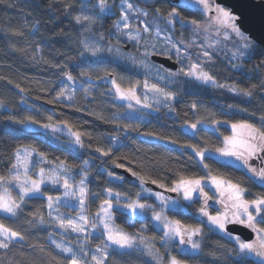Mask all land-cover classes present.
<instances>
[{
  "label": "snow or ice",
  "instance_id": "6c2138e0",
  "mask_svg": "<svg viewBox=\"0 0 264 264\" xmlns=\"http://www.w3.org/2000/svg\"><path fill=\"white\" fill-rule=\"evenodd\" d=\"M88 4L91 0H81L80 14L72 17L81 32L94 34V25L101 16L115 17L118 12L114 31H109V39L115 37L119 44H130L137 51L142 49L144 58L125 55L119 47H108L109 54L115 51L112 59H108L101 55L104 48L89 42L91 35L88 39H81L80 62L72 71H64L59 62L49 64V67L60 69V76L46 84L39 82L45 97L50 98L37 96L34 99H42L44 105L52 106L45 111L67 108L109 123L101 111L89 110V106L97 102L96 89H102L100 96L107 98L111 107L127 109V112L113 113V121L135 119L138 123H147V117L159 112L161 107L175 113L172 102L176 100L177 92L167 87L172 81L162 76L149 59L157 55L178 66L175 71L165 70L169 78L183 77L185 84L196 81L234 96H253L255 84L248 88L220 83L210 70L221 52L218 47L220 41L210 40V30L217 36L222 35L224 40L233 33L237 38L248 41L242 45L245 49L251 44L236 23L239 17L213 0H180L167 13L155 8L151 18L148 11L136 6V0H119V4L95 0L92 9H98L99 15L86 14L84 9ZM180 7L192 11L193 15L181 16L177 11ZM64 10L67 13L75 11V8L66 3ZM177 29L179 39L173 36ZM185 33L190 34L187 39L183 35ZM11 34L24 37L34 36L35 32L26 34L14 30ZM104 39L101 33L99 40ZM161 43L164 45L162 49L158 47ZM17 50L12 47V51ZM243 55L239 50L232 51L231 60ZM39 62L36 60L37 64ZM101 65L111 67H104L103 75H94L93 70ZM85 67L89 70H83ZM232 67L239 66L233 63ZM75 68H81L78 76L73 74ZM124 74L129 77L142 75L144 78L130 79L125 85ZM94 79L99 83L92 85ZM8 83L12 84V81L8 80ZM14 87L20 92L26 91L19 84ZM261 87H264V80ZM80 92L83 93L82 98H78ZM21 103L26 102L22 100ZM0 108L7 110L3 100H0ZM27 108L41 111L37 105L27 104ZM241 113L255 116L246 108H234L230 104L227 111L219 109L220 116L224 118H218L216 112H201L198 105H190V111L183 113L185 119L180 126V135L185 139L155 132L142 133L172 145L171 148L164 145L154 147L163 148L170 158L172 153H176L175 161L180 163L170 166L169 160L150 158L145 162L148 168L141 166L140 171L118 162L128 159L127 156L111 159L119 150L117 135L105 132L94 137L93 132L82 124L69 118L60 119L64 115L62 112L57 113L56 123L51 122L52 115L47 116L48 123L35 116H26L23 120L8 116L11 123L21 126V135L43 129L45 133L59 134L56 135L58 140L66 136L65 143L71 146L72 151L70 159L61 156L53 159L41 146L47 144L49 149L54 146L43 136H32L35 142L18 143L0 159V166L4 169L0 172V250H4L0 264H5L10 251L21 256L23 264H109L110 260L130 255L133 251L148 258L145 264H190L200 260L205 229L220 239L234 242L224 253L230 264H264V113L256 122L237 119ZM27 125L34 127L27 129ZM221 125L230 131H222ZM116 127H119L118 123ZM0 134L9 135V132ZM94 139L95 146L92 143ZM84 152L88 159L76 163L82 159L79 153ZM104 157L111 159L113 168L123 169L138 184L127 181L112 170L97 167V175L103 178L106 174L107 186L93 191L90 167L92 161ZM128 162L132 163L131 160ZM233 174H238L239 178H234ZM126 183L136 189L134 195L123 190ZM149 184L154 188L148 187ZM249 187L255 192H250ZM36 202H40V207L34 210L27 207L29 203ZM194 205H198L195 214L191 212ZM128 214L148 227L133 233L120 226L117 217H127ZM128 227L134 225L129 224ZM149 227L154 235L148 234ZM39 229H51L46 238L59 234L60 242L52 239V248L29 243V237ZM237 229L246 232L235 231ZM94 241L99 243L91 247ZM25 247L33 249L35 255H26L22 251ZM209 255L214 261L221 259L216 252ZM43 257H48V260ZM7 264L22 262L8 259Z\"/></svg>",
  "mask_w": 264,
  "mask_h": 264
},
{
  "label": "trees",
  "instance_id": "16d2710c",
  "mask_svg": "<svg viewBox=\"0 0 264 264\" xmlns=\"http://www.w3.org/2000/svg\"><path fill=\"white\" fill-rule=\"evenodd\" d=\"M111 1L109 0V2ZM66 3H71L75 11L66 13L64 10ZM8 4L12 6L8 7ZM92 4H95V0H91V4H88L84 12L86 14L99 15L98 9H92ZM136 4L143 10L148 11L150 18L157 7L163 13H167L171 8L169 4L161 0H156L155 3L153 1L144 3L136 0ZM80 12L81 0H3V3H0V77H3V79H0V100L5 102L7 109L0 108V133L4 131L9 132V135L0 134V159L6 153H10L18 143L35 142L32 136H43L46 141L54 146L52 149H49L47 144L41 146L53 159L56 156L70 159V152L72 151L71 146L67 145L64 139L58 140L49 132L45 133L42 129H37L29 135H21L23 131L21 126L11 123L7 119L8 116H13L19 120H23L26 116H35L36 119L48 123L47 116L52 115L53 119L51 122L56 123L57 113L62 112L64 115L60 116V119L69 118L74 122L82 124L86 130L93 132L94 137H98L105 132L117 135L119 137V150L113 153L111 159H115L117 156H127L128 159H122L118 162L136 171H140L141 166L146 169L148 168L149 165L145 162L150 158L156 161L169 160L170 166L180 163L179 161H175L176 153H172L170 158L169 153L163 148L154 147L155 145H164L165 148H171L173 147L172 145H168L164 140H156L153 137L144 136L142 133L155 132L162 136H173L180 140L185 139L184 136L180 135V126L184 123L185 119L183 113L190 111V105L192 104L198 105L201 112H216L218 118H224L220 116L219 109L223 108L227 111L230 104L234 108L242 107L246 108L248 112L255 113L253 117H249L246 113H241L237 115V119H251L253 122H256L258 116L264 113V99H262L264 98V87H261V81L264 80V50L249 38L251 42L250 47L247 49L243 48L240 39L234 34L224 44L220 45L221 52L219 58L216 59L215 64L211 66L210 70L220 83L236 84L239 87L248 88H251L255 84L257 87L253 90L251 98L234 96L225 90L199 84L196 81L185 84L183 82L185 78L180 77L170 88L171 91L177 92V97L179 98L177 101L172 102L176 108V112H166L165 114L163 111H160L158 115H150L147 123H138L125 119L113 121V113L123 112L124 108L111 107L107 103V98L100 96L102 89H96L97 102L90 105L89 110L101 111L108 118L109 123H103L84 112L70 111L67 108L45 111V109L50 110L52 106L44 105L42 99L50 98V96L45 97L44 92L41 90L42 85L39 82L43 81L46 84L49 81L56 80L60 76V69L49 67V64L59 62L64 66V71H72L75 65L80 62L79 53L82 51V48L79 41L81 39H88L90 35L92 36L91 42L96 41L102 45L115 42L114 39H109L108 34L110 30L114 31L113 25L116 16H101L94 25L96 29L95 33L89 34L81 32L80 26L75 25L72 19L74 15L80 14ZM180 14L181 16L189 17L193 15L188 10H180ZM195 18L199 19V16ZM14 30L23 31L26 34L34 31L35 35L16 37L11 34ZM101 33L105 37L102 41L99 40ZM173 34H179V29H177V33ZM183 35L188 38L190 34L185 33ZM244 42L247 43L248 41L244 40ZM13 46L18 50L12 51ZM37 49H40V51L37 52ZM237 50L243 52L244 55L237 60H231V52ZM106 58L111 59L110 56ZM36 60L40 62L37 64ZM45 61L48 63H45ZM233 63L239 67L233 68ZM104 67L110 68L111 66L101 65L96 67L93 70L94 75L97 73L103 75ZM83 70L87 71L89 69L85 67ZM80 71L81 68H75L73 74L78 76ZM130 79L134 80L136 77H129L124 74L123 83L127 85ZM8 80H11L12 84H9ZM97 83L99 82L95 79L91 82L92 85H96ZM16 84H19L26 91L20 92L14 87ZM85 86H88V84L86 83ZM37 96L42 99H34ZM82 96L83 93L80 92L78 98H82ZM22 100L26 103L22 104ZM101 101H104V103H101ZM27 104L37 105L41 111L37 112L36 108H27ZM116 123L119 124V127H116ZM220 128L226 133L229 132L225 126H220ZM144 141L147 142L145 143ZM92 143L95 146L96 140L94 139ZM79 154L82 159L76 161V163H82L83 159H88L86 152ZM111 159L104 157L92 161V166L90 167L92 184H90V187L93 191L102 190L104 186H107L105 185V181L108 179L106 174L103 175V178L97 175V167L112 170L117 174L123 175L127 181L138 184L130 175L126 176L119 172V170L123 169L113 168ZM129 160L132 161L131 164L128 162ZM213 167L215 168V165ZM157 168H159V165H157ZM3 171V167L0 166V172ZM233 176L234 178H239L238 174H233ZM147 186L151 187L153 185L149 184ZM123 190L133 195L136 191L128 183L124 184ZM249 190L250 192H255L251 187H249ZM27 207L34 210L40 207V202H36L35 204L29 203ZM197 207L198 205H194L191 208L193 214L196 213ZM61 211L65 210L62 209ZM46 212L47 210L45 209V215ZM176 218L181 217L177 216ZM131 220H133L131 214H128L127 217H117V223L133 233L142 227H148V225L140 224L135 220L131 222ZM129 224L134 225V227H128ZM48 231H51V229L35 230L34 235L29 237V243L43 244L46 248H52L51 240L55 239L57 242H60V235L57 234L46 238ZM56 232L58 233L59 231L56 230ZM148 234H155L151 231L150 227ZM96 243H99V241L92 242L90 246L94 247ZM233 243L220 239L205 229L200 260L192 261L190 264H230V259L225 258L224 253L232 247ZM72 246L75 247V242H73ZM157 246H159V237H157ZM22 251L26 255H35L33 249L28 247H25ZM211 252L220 254L221 259L214 261L211 255H209ZM0 256H4V250H0ZM8 259L21 261L23 264V258L17 255L15 251L7 253L5 264H7ZM43 259L47 261L48 257H43ZM147 260V257L133 251L130 255L116 258L114 261L110 260L109 264H145Z\"/></svg>",
  "mask_w": 264,
  "mask_h": 264
},
{
  "label": "water",
  "instance_id": "95a60500",
  "mask_svg": "<svg viewBox=\"0 0 264 264\" xmlns=\"http://www.w3.org/2000/svg\"><path fill=\"white\" fill-rule=\"evenodd\" d=\"M215 3L228 8L239 17L236 23L241 32L264 50V0H215ZM150 60L169 71H175L178 67L171 60H165L159 55L150 57ZM119 172L129 176L123 170ZM235 231L246 232L242 229Z\"/></svg>",
  "mask_w": 264,
  "mask_h": 264
},
{
  "label": "rangeland",
  "instance_id": "374dc122",
  "mask_svg": "<svg viewBox=\"0 0 264 264\" xmlns=\"http://www.w3.org/2000/svg\"><path fill=\"white\" fill-rule=\"evenodd\" d=\"M140 1H142V2H144V3H150V2H152L153 0H140ZM113 2H115V3H117V4H119V0H112L110 3H113ZM213 2H214V0H213ZM136 6L137 7H139L137 4H136ZM229 10V9H228ZM114 12H115V10H114ZM210 15H214V13H210ZM116 19L118 18V12L116 13ZM209 38H210V40H212V41H217V40H219L220 41V43H219V45H218V47L219 48H221V44H224L225 43V41H227V40H224L223 38H222V35L221 36H217L214 32H212L211 30H210V32H209ZM233 35V33H230L229 34V39H230V37ZM235 35V34H234ZM173 36H174V38L175 39H179L180 38V35L179 34H173ZM112 39H114V41L115 42H113V43H109L108 45H102L101 43H98V42H96L95 41V43H97L100 47H102V48H104L105 49V51L101 54L102 56H104V57H111V59H112V57L115 55V51L112 53V54H109L108 52H107V48L108 47H112L113 49H115V48H117V47H119V48H121V50H122V52L125 54V55H135L136 57H137V59H143L144 57H143V55H142V49L140 50V51H137L132 45H125V44H119L118 43V41L115 39V37H113ZM185 39H187L186 37H185ZM228 39V40H229ZM240 39V38H239ZM111 40V39H110ZM240 41H241V44L243 45L245 42H244V40L243 39H240ZM90 43H92L91 41H89ZM158 47L159 48H163L164 47V45L161 43L160 45H158ZM240 56H238L235 60H237L238 58H239ZM88 59H93V58H88ZM154 65V64H153ZM156 68H158L159 69V71H160V74L162 75V76H164L166 79H169V80H171L172 82L171 83H169L168 85H167V87H168V89L169 90H171L170 88H171V85L173 84V83H175L176 81H178L179 80V78L180 77H173V78H169V77H167V72L164 70V69H161L160 67H158V66H156V65H154ZM136 77V79L137 78H139V79H141V80H143V76L141 75V76H135ZM110 86V85H109ZM149 95H151V94H149ZM179 98L177 97L176 98V100H174V101H177ZM173 101V102H174ZM117 103H122V102H117ZM141 111H146V110H143V109H141ZM160 111H163L165 114H166V112H168L167 111V109L166 108H164V107H161V109H160ZM160 111L159 112H156V113H152L151 115H158L159 113H160ZM123 112H127V109L126 108H124V111ZM130 120H132V121H134V122H137V120H135V119H130ZM147 120H148V117H147ZM221 126H224V125H221ZM34 126H32V125H27L26 126V128L27 129H32ZM226 127V126H225ZM35 130H37V129H35ZM41 130V129H40ZM43 130V129H42ZM229 131H230V129H228ZM52 136H54L55 138H56V135H59V134H56V135H53L51 132H49ZM61 139H64V140H66L67 139V137L66 136H63V137H61ZM149 187V186H148ZM131 222H134V220H131Z\"/></svg>",
  "mask_w": 264,
  "mask_h": 264
},
{
  "label": "flooded vegetation",
  "instance_id": "af4514ba",
  "mask_svg": "<svg viewBox=\"0 0 264 264\" xmlns=\"http://www.w3.org/2000/svg\"><path fill=\"white\" fill-rule=\"evenodd\" d=\"M161 1H164L165 3H167V4H169L171 7L172 6H175L176 4H178V3H180V0H161ZM214 3H215V0H214ZM216 4V3H215ZM221 7H224V6H221ZM224 8H226V7H224ZM226 9H228V8H226ZM180 10H187V9H185V8H183V7H180V8H177V11H179L180 12ZM188 11H190V10H188ZM192 12V11H191ZM150 59V58H149ZM151 61V60H150ZM152 62V61H151ZM152 64H154V65H156V66H158V67H160L161 69H164V70H166L165 68H163L161 65H159V64H156V63H154V62H152ZM169 71V70H168Z\"/></svg>",
  "mask_w": 264,
  "mask_h": 264
},
{
  "label": "crops",
  "instance_id": "0c3cea01",
  "mask_svg": "<svg viewBox=\"0 0 264 264\" xmlns=\"http://www.w3.org/2000/svg\"><path fill=\"white\" fill-rule=\"evenodd\" d=\"M58 230V229H57ZM59 231V230H58Z\"/></svg>",
  "mask_w": 264,
  "mask_h": 264
}]
</instances>
